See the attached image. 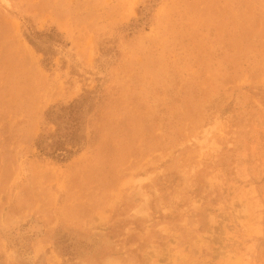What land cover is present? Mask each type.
Here are the masks:
<instances>
[{"label":"rangeland","instance_id":"rangeland-1","mask_svg":"<svg viewBox=\"0 0 264 264\" xmlns=\"http://www.w3.org/2000/svg\"><path fill=\"white\" fill-rule=\"evenodd\" d=\"M0 264H264V0H0Z\"/></svg>","mask_w":264,"mask_h":264}]
</instances>
